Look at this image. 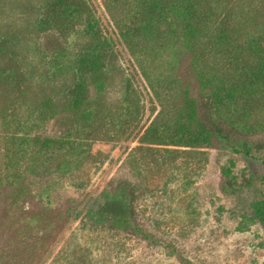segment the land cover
Returning <instances> with one entry per match:
<instances>
[{
  "label": "rangeland",
  "instance_id": "obj_1",
  "mask_svg": "<svg viewBox=\"0 0 264 264\" xmlns=\"http://www.w3.org/2000/svg\"><path fill=\"white\" fill-rule=\"evenodd\" d=\"M85 1L107 46L114 78L96 124L101 138L83 141L85 160L79 168L38 176L25 161L19 184L0 187V264H264L263 228L243 219L256 191L264 195V151L251 158L221 144L202 149L152 146L151 153L141 150L140 138L162 107L136 57L119 38L107 10L115 2ZM122 1L125 4L115 9L124 19L135 10L136 0ZM43 2L0 0V39L17 44L20 58H27L20 59L22 68L38 74L48 65L49 55L59 49H64L68 60L73 59L85 27V20L80 21L68 40L56 31L37 35L34 23ZM220 7L222 17L231 14L232 22L243 25L250 35L263 29L259 13L264 0H229ZM175 53L161 51L159 58L146 60L147 72L153 79L172 75L181 80L183 90L188 88L191 95L201 97L192 56ZM127 85L139 95L141 119L134 124L130 121L137 99L130 96L125 102ZM166 114L168 118L175 115L173 110ZM68 127L67 121L55 119L39 133L60 136ZM1 130L0 120V134ZM244 138L264 141V130ZM166 149L175 152L168 154ZM230 160L235 163L233 174L239 184L253 180L251 189L236 196L221 189L222 168ZM0 168L5 175L10 173L1 156ZM121 180L139 189L137 209L148 238L94 225L85 216L89 204Z\"/></svg>",
  "mask_w": 264,
  "mask_h": 264
},
{
  "label": "trees",
  "instance_id": "obj_2",
  "mask_svg": "<svg viewBox=\"0 0 264 264\" xmlns=\"http://www.w3.org/2000/svg\"><path fill=\"white\" fill-rule=\"evenodd\" d=\"M113 1L115 5L107 10L119 38L136 57L162 107L140 138L141 150L151 153L152 146L202 149L221 144L234 154L251 158L264 151V141L244 138L264 130V26L250 35L243 25L232 22L231 14L222 17L220 6L229 0H136L135 10L124 19L115 8L125 3ZM259 15L264 20V8ZM82 20L85 27L77 55L68 60L64 49H59L49 55L48 65L39 74L22 68L17 44L0 39V60L4 63L0 67V156L10 172L5 175L0 168V187L19 184L25 161L38 176L79 168L85 160L83 141L101 138L96 124L114 78L107 46L89 4L85 0H44L34 30L37 35L56 31L68 40ZM168 50H175L176 56H192L191 68L201 97L191 95L188 88L183 90L181 80L172 75L153 79L147 72L145 61ZM124 96L126 103L130 96L137 99L130 123L139 122V95L127 85ZM171 109L175 115L169 119L166 112ZM55 119L70 123L65 134L53 137L39 133ZM234 167L230 160L222 168L221 189L229 196L253 187L252 179L239 184ZM138 190L129 180L118 181L89 204L87 220L148 238L139 219ZM247 211L243 219L259 224L264 231V195L256 191Z\"/></svg>",
  "mask_w": 264,
  "mask_h": 264
}]
</instances>
